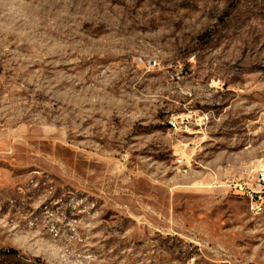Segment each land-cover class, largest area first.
<instances>
[{
	"label": "rangeland",
	"instance_id": "obj_1",
	"mask_svg": "<svg viewBox=\"0 0 264 264\" xmlns=\"http://www.w3.org/2000/svg\"><path fill=\"white\" fill-rule=\"evenodd\" d=\"M0 264H264V0H0Z\"/></svg>",
	"mask_w": 264,
	"mask_h": 264
},
{
	"label": "trees",
	"instance_id": "obj_2",
	"mask_svg": "<svg viewBox=\"0 0 264 264\" xmlns=\"http://www.w3.org/2000/svg\"><path fill=\"white\" fill-rule=\"evenodd\" d=\"M16 252L15 251H10L9 254H15Z\"/></svg>",
	"mask_w": 264,
	"mask_h": 264
},
{
	"label": "built area",
	"instance_id": "obj_3",
	"mask_svg": "<svg viewBox=\"0 0 264 264\" xmlns=\"http://www.w3.org/2000/svg\"><path fill=\"white\" fill-rule=\"evenodd\" d=\"M172 126L175 128L177 125H176V123H173Z\"/></svg>",
	"mask_w": 264,
	"mask_h": 264
}]
</instances>
